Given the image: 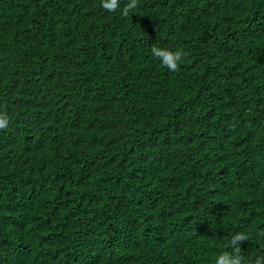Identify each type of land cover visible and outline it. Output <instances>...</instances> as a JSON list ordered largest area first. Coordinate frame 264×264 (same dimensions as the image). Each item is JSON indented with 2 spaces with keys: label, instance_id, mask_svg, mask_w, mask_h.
<instances>
[{
  "label": "trees",
  "instance_id": "obj_1",
  "mask_svg": "<svg viewBox=\"0 0 264 264\" xmlns=\"http://www.w3.org/2000/svg\"><path fill=\"white\" fill-rule=\"evenodd\" d=\"M128 2L0 0V264L264 256V0Z\"/></svg>",
  "mask_w": 264,
  "mask_h": 264
},
{
  "label": "clouds",
  "instance_id": "obj_2",
  "mask_svg": "<svg viewBox=\"0 0 264 264\" xmlns=\"http://www.w3.org/2000/svg\"><path fill=\"white\" fill-rule=\"evenodd\" d=\"M137 4L138 0H129L122 9V15L127 16L129 11L134 9ZM101 7L106 12H116L120 8V0H101ZM151 53L170 71H176L179 69L180 61L184 55L180 50H172L158 46H153ZM8 124L9 119L6 114L0 113V130L6 129ZM245 240H248V236L243 232H238L233 235L227 245L232 251H222L216 259V264H264V256L256 257L250 262L245 261L244 257L241 255V243Z\"/></svg>",
  "mask_w": 264,
  "mask_h": 264
}]
</instances>
